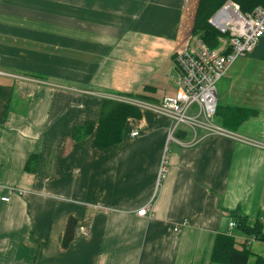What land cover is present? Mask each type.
<instances>
[{"label":"crops","instance_id":"crops-1","mask_svg":"<svg viewBox=\"0 0 264 264\" xmlns=\"http://www.w3.org/2000/svg\"><path fill=\"white\" fill-rule=\"evenodd\" d=\"M198 4L0 0V184L26 193L0 202V264H215L219 234L246 242L248 264L264 258V242L230 227L237 209L264 223V37L217 84L216 123L238 138L182 126L168 142L172 121L151 112L111 148L74 138L104 98L175 94ZM228 109L252 114L227 125ZM70 217L89 236L77 228L65 248Z\"/></svg>","mask_w":264,"mask_h":264},{"label":"built area","instance_id":"built-area-1","mask_svg":"<svg viewBox=\"0 0 264 264\" xmlns=\"http://www.w3.org/2000/svg\"><path fill=\"white\" fill-rule=\"evenodd\" d=\"M210 25L219 33V46L210 48L199 35H192L187 46L175 56L176 92L159 102L145 101L131 96H111L114 99L138 107L143 112L166 117L172 121L168 142L182 126L190 127L196 134L198 129L207 134H218L238 138L226 128L217 125L218 108L217 84L227 75L230 67L241 57L251 53L264 37V5L252 12L244 13L239 3L228 0L209 19ZM2 75H9L0 71ZM141 135V129L132 131L131 137ZM166 173L162 167L160 175ZM11 193L25 195V191L0 184V202L10 201ZM104 210L102 206H95ZM153 206L148 204L138 211L139 216L152 218ZM230 227H237L235 222ZM78 232L87 237L89 227H78Z\"/></svg>","mask_w":264,"mask_h":264},{"label":"trees","instance_id":"trees-1","mask_svg":"<svg viewBox=\"0 0 264 264\" xmlns=\"http://www.w3.org/2000/svg\"><path fill=\"white\" fill-rule=\"evenodd\" d=\"M228 0H199L193 34L199 35L202 40L212 49L219 46L220 33L213 28L209 19L223 6ZM240 4L244 13L252 12L256 7L264 5V0H233ZM152 91L150 86H145L142 93L135 96L141 100L152 101L154 99L149 94ZM225 112L220 110V117ZM252 112L244 110L228 109V112L222 117L225 124H237L248 118ZM143 111L133 105L120 102L114 99L104 98L102 103L101 115L99 122H88L83 126H78L74 130L75 140H82L95 134V145L100 149L111 148L123 142L127 131V124L130 119H141ZM35 157H32L34 159ZM28 163L26 169L34 172L36 170V160ZM33 161V162H32ZM239 219L237 227L245 234L253 237L258 241L264 242V223L259 219L254 227H249L247 217L241 214L240 209L232 212ZM78 221L70 217L66 226L65 235L62 245L68 248L74 240ZM252 255L246 242H240L231 235L219 234L216 237L212 251V262L215 264H248ZM257 264H264V258L258 257Z\"/></svg>","mask_w":264,"mask_h":264},{"label":"rangeland","instance_id":"rangeland-1","mask_svg":"<svg viewBox=\"0 0 264 264\" xmlns=\"http://www.w3.org/2000/svg\"><path fill=\"white\" fill-rule=\"evenodd\" d=\"M175 57V56H174Z\"/></svg>","mask_w":264,"mask_h":264}]
</instances>
